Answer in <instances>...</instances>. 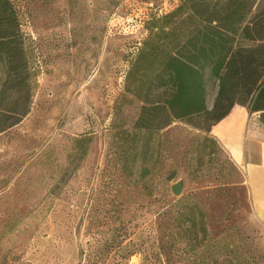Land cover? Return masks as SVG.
Here are the masks:
<instances>
[{
	"label": "rangeland",
	"instance_id": "374dc122",
	"mask_svg": "<svg viewBox=\"0 0 264 264\" xmlns=\"http://www.w3.org/2000/svg\"><path fill=\"white\" fill-rule=\"evenodd\" d=\"M11 1L35 76L30 111L0 133V264H116L117 253L87 246L88 227L103 232L115 195L125 242L136 248L124 264H215L236 248L245 259L253 250L264 256V226L217 139L204 142L201 131L176 120L154 135L146 178L113 170L122 159L118 133L133 126L141 105L121 80L134 46L119 29L134 0ZM113 19L122 20L109 35ZM248 44L264 49V42ZM209 86L211 106L216 86ZM22 95L3 105L19 104ZM84 135L91 138L86 155H71ZM179 180L183 192L174 196ZM195 205L205 223L183 235L178 218Z\"/></svg>",
	"mask_w": 264,
	"mask_h": 264
},
{
	"label": "trees",
	"instance_id": "16d2710c",
	"mask_svg": "<svg viewBox=\"0 0 264 264\" xmlns=\"http://www.w3.org/2000/svg\"><path fill=\"white\" fill-rule=\"evenodd\" d=\"M134 2L137 8L123 22L127 25L128 19H135L142 28L137 34L127 32L134 47L121 80L125 93L141 105L133 126L118 133L124 141L118 153L122 159L112 165L113 170L124 178L135 173L138 179L146 178L154 135L176 120L201 131L204 142L217 144L216 138L209 135L211 127L235 105L244 106L248 113H259L264 124V49L248 44L264 42V0H259L255 11L253 0ZM113 20L115 25L108 26L109 35L122 19ZM22 35L13 2L0 0V133L30 111L35 72L29 65ZM209 85L216 86L211 106L207 99ZM19 92L23 93L21 102L15 100L6 108L3 104L9 102L8 96ZM90 141L86 135L75 139V154L71 155L85 156ZM112 200L113 211L103 232H96L93 224L88 227L92 239L87 246L93 253H117L115 263L124 264L136 248L133 242H125L127 233L119 215L122 203L116 195ZM181 202L179 198L177 203ZM187 212L190 216L181 214L178 218L186 236L198 223H205V214L198 205ZM230 253L236 254L235 264H261L264 260L256 250L247 253L245 259L236 248L216 259L215 264H233Z\"/></svg>",
	"mask_w": 264,
	"mask_h": 264
},
{
	"label": "crops",
	"instance_id": "0c3cea01",
	"mask_svg": "<svg viewBox=\"0 0 264 264\" xmlns=\"http://www.w3.org/2000/svg\"><path fill=\"white\" fill-rule=\"evenodd\" d=\"M259 113L235 105L211 128L241 170L251 215L264 226V124Z\"/></svg>",
	"mask_w": 264,
	"mask_h": 264
},
{
	"label": "built area",
	"instance_id": "2783aa9c",
	"mask_svg": "<svg viewBox=\"0 0 264 264\" xmlns=\"http://www.w3.org/2000/svg\"><path fill=\"white\" fill-rule=\"evenodd\" d=\"M127 25L125 27V29H122L121 30L124 32L126 30H128L129 32L128 33H135L137 34V32H139L142 28V23L139 22V21H135V19H128L127 20ZM113 25H115V23H113Z\"/></svg>",
	"mask_w": 264,
	"mask_h": 264
},
{
	"label": "water",
	"instance_id": "95a60500",
	"mask_svg": "<svg viewBox=\"0 0 264 264\" xmlns=\"http://www.w3.org/2000/svg\"><path fill=\"white\" fill-rule=\"evenodd\" d=\"M182 188H183V183L182 181L179 180L171 185L170 190L174 196H180L181 193L183 192Z\"/></svg>",
	"mask_w": 264,
	"mask_h": 264
}]
</instances>
